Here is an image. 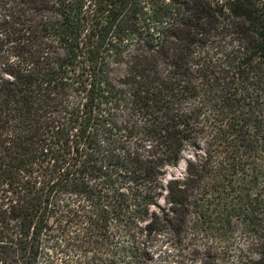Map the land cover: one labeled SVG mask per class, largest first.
Returning <instances> with one entry per match:
<instances>
[{"label":"trees","instance_id":"1","mask_svg":"<svg viewBox=\"0 0 264 264\" xmlns=\"http://www.w3.org/2000/svg\"><path fill=\"white\" fill-rule=\"evenodd\" d=\"M40 258L264 264V0H0V264Z\"/></svg>","mask_w":264,"mask_h":264},{"label":"rangeland","instance_id":"2","mask_svg":"<svg viewBox=\"0 0 264 264\" xmlns=\"http://www.w3.org/2000/svg\"><path fill=\"white\" fill-rule=\"evenodd\" d=\"M190 155L188 152L183 153L181 160L178 163V166L176 168H168L165 171V174L161 177V181L163 183L164 186L167 185V183L169 182V180L171 179H184L185 178V171H186V166H187V162L190 161ZM160 204L162 206H166L165 204V200H164V196L161 197L160 199ZM165 236V233H162L158 239V241L162 240V238ZM188 239V237H187ZM237 240V239H236ZM161 243L160 242H154L152 247H151V252L155 253L156 256H162L161 251L163 252H168L169 250H171L170 247H160ZM197 246L202 247V245H200V243H197ZM162 249V250H161ZM44 250V248H43ZM161 250V251H160ZM43 257V256H42ZM40 263L43 264V260L42 258L39 259ZM53 264H57V263H53Z\"/></svg>","mask_w":264,"mask_h":264}]
</instances>
